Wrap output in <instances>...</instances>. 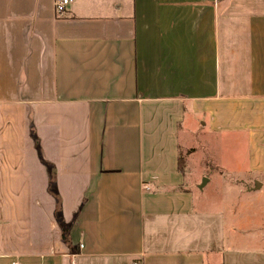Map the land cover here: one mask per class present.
Wrapping results in <instances>:
<instances>
[{"label": "crops", "instance_id": "0c3cea01", "mask_svg": "<svg viewBox=\"0 0 264 264\" xmlns=\"http://www.w3.org/2000/svg\"><path fill=\"white\" fill-rule=\"evenodd\" d=\"M57 1L0 0V264H264L184 166L264 192V0Z\"/></svg>", "mask_w": 264, "mask_h": 264}, {"label": "rangeland", "instance_id": "374dc122", "mask_svg": "<svg viewBox=\"0 0 264 264\" xmlns=\"http://www.w3.org/2000/svg\"><path fill=\"white\" fill-rule=\"evenodd\" d=\"M189 140L192 144L191 138ZM209 144L211 145L200 144L196 155H190L191 152L187 155L184 152L186 159L184 166H186L187 175L192 180L187 186L193 188L196 205L201 212H222L226 246L231 250L264 251V192L259 195L251 194L245 190L247 186H244L245 189H239L238 186L230 188L227 184H223V179L217 175L218 167L215 163L214 152L215 154L220 153L218 158L220 159L224 153L232 152V149L231 147L228 149L217 147L213 143ZM182 146L186 144L183 142ZM243 175L248 174L243 172ZM209 178L212 181L201 188L204 181H208ZM237 179L232 177V181Z\"/></svg>", "mask_w": 264, "mask_h": 264}, {"label": "built area", "instance_id": "2783aa9c", "mask_svg": "<svg viewBox=\"0 0 264 264\" xmlns=\"http://www.w3.org/2000/svg\"><path fill=\"white\" fill-rule=\"evenodd\" d=\"M69 2L70 0H59L56 2L55 8L58 15H62L65 13L66 6Z\"/></svg>", "mask_w": 264, "mask_h": 264}, {"label": "water", "instance_id": "95a60500", "mask_svg": "<svg viewBox=\"0 0 264 264\" xmlns=\"http://www.w3.org/2000/svg\"><path fill=\"white\" fill-rule=\"evenodd\" d=\"M207 181H204L203 186L206 184ZM203 186L201 188H203Z\"/></svg>", "mask_w": 264, "mask_h": 264}]
</instances>
